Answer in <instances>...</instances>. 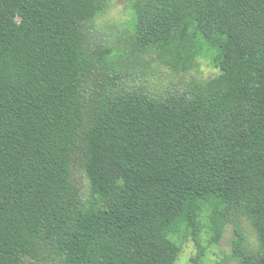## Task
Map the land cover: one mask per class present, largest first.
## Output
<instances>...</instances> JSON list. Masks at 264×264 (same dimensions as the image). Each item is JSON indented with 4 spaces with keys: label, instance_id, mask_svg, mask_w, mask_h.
<instances>
[{
    "label": "trees",
    "instance_id": "16d2710c",
    "mask_svg": "<svg viewBox=\"0 0 264 264\" xmlns=\"http://www.w3.org/2000/svg\"><path fill=\"white\" fill-rule=\"evenodd\" d=\"M108 2L0 0V264H175L241 217L217 264H264V0H129L135 55L213 68L163 96L90 46Z\"/></svg>",
    "mask_w": 264,
    "mask_h": 264
},
{
    "label": "rangeland",
    "instance_id": "374dc122",
    "mask_svg": "<svg viewBox=\"0 0 264 264\" xmlns=\"http://www.w3.org/2000/svg\"><path fill=\"white\" fill-rule=\"evenodd\" d=\"M129 0H109L108 10L100 15L95 21L86 28L87 40L90 46L97 50L103 51L107 48H119L114 52L119 54L125 49L128 58L120 61L117 58L116 68L122 71V83L127 87L135 89L142 88L150 94L163 96L167 90L185 91L190 94L199 81L209 78L212 75V66L207 60L201 61V70L198 72L193 69L187 73H174L170 67L161 65L159 60L154 58H144V55L136 54L132 51L133 39L132 29H121L120 25L128 23L130 17ZM127 25V26H126ZM124 27H130V22ZM213 50H211L209 58H211ZM210 61V60H209ZM128 65L134 74H129ZM140 69L145 70L139 71ZM76 179L83 192L88 189V179L81 169L76 171ZM240 226L249 235L251 241L256 243L255 230L252 228L250 221L241 217L236 222H230L224 231V235L220 242L215 244L209 243L208 230L203 232V242L205 251L202 256L198 247L193 240H189L183 247L175 264H217L218 261L226 258L232 252V242L236 236V227ZM226 264H234L227 261Z\"/></svg>",
    "mask_w": 264,
    "mask_h": 264
}]
</instances>
